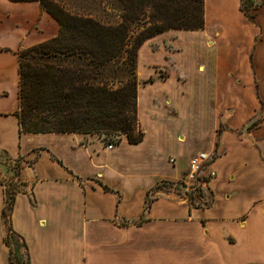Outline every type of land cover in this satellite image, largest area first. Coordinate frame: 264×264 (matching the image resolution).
Returning a JSON list of instances; mask_svg holds the SVG:
<instances>
[{"label": "crops", "instance_id": "0c3cea01", "mask_svg": "<svg viewBox=\"0 0 264 264\" xmlns=\"http://www.w3.org/2000/svg\"><path fill=\"white\" fill-rule=\"evenodd\" d=\"M251 1L255 22L242 0H205L204 28L144 41L145 136L110 150L97 134H20L18 52L57 36L60 23L39 1L0 0V154L21 162L16 174L0 163V264H11L9 228L31 264H264V125L246 131L264 106V0ZM193 35L207 56L192 60ZM195 131L215 158L190 202ZM246 178L252 189L238 191L232 182Z\"/></svg>", "mask_w": 264, "mask_h": 264}, {"label": "trees", "instance_id": "16d2710c", "mask_svg": "<svg viewBox=\"0 0 264 264\" xmlns=\"http://www.w3.org/2000/svg\"><path fill=\"white\" fill-rule=\"evenodd\" d=\"M14 1H39L60 23L57 36L18 52L20 134H106L117 144L123 137L141 142L145 133L138 116V49L167 30L205 26V0H99L104 13H120V21L97 18L93 11L74 12L52 0ZM146 8L151 9L150 25L141 27ZM134 24L143 29L129 46ZM4 240L10 263L23 264L8 235Z\"/></svg>", "mask_w": 264, "mask_h": 264}, {"label": "rangeland", "instance_id": "374dc122", "mask_svg": "<svg viewBox=\"0 0 264 264\" xmlns=\"http://www.w3.org/2000/svg\"><path fill=\"white\" fill-rule=\"evenodd\" d=\"M54 1L57 5L66 8L68 10H72L74 12H79L84 14L85 12L88 11H93V13H95V16H97V18H101V19H106V20H121V15L120 13H109L106 14L103 11V6H98L99 4V0H95V1H90V0H52ZM112 2L115 0H111ZM255 4L251 1V0H242V5L241 8L246 11V15L248 16V18L255 22V16L253 14L254 9H255ZM150 8H146V11L144 13L141 14L140 16V24L141 27L145 26V24L150 25L149 24V20H150ZM135 29L132 30L131 33V37H130V42H129V46H133L134 42H135V38L136 36L140 33V31L143 28H140V25L138 24H134ZM259 39V38H258ZM189 41H191V43H193L195 50L197 51L196 54L192 53L191 57L192 60L193 57H197L196 55H202L207 56V53L204 52V49L201 46V40L197 35H193L189 38ZM190 57V59H191ZM135 75H136V79L139 85V80H138V74H137V57H136V63H135ZM161 73H164L163 75L166 76L168 75V70L165 69V71H163L162 69ZM163 76V77H164ZM256 113H254V115L251 117L250 120L247 121L246 123V131L252 130L256 127L259 126H263L264 125V106L261 104L259 106V108L255 111ZM106 144H109L111 142H116L115 140H111L109 136H107L106 134H102L100 136ZM203 135L201 138V134L198 133L197 131L193 132L192 135H190V139L187 141L188 144H190V142L192 143L193 147H190L188 144L186 146H188V149H191L193 151H195V154L197 152L200 151L201 148L207 146V143H205V140H203ZM194 138V139H191ZM194 154V155H195ZM0 163L4 166H6L8 169L13 171V174H16L20 168L21 162L19 161H10L8 155L6 153H1L0 154ZM232 184H238V186L240 187L239 190L244 191V188L246 187V192H248L250 189H252V185L251 182L246 178V182L245 181H240L238 182L237 180L233 181ZM235 190V191H237ZM15 192V190L12 187H8L7 191H6V208H5V215L3 216V219L5 221L6 226L8 227V222H9V208H10V201L11 198L13 196V193ZM6 235H8V239H9V243L11 245V247L13 248V251L16 255L19 254V258L21 259V262H23V264H29V254L28 251L23 243V241L16 235H14L11 230H7ZM5 235V236H6ZM257 264H261V263H257Z\"/></svg>", "mask_w": 264, "mask_h": 264}, {"label": "built area", "instance_id": "2783aa9c", "mask_svg": "<svg viewBox=\"0 0 264 264\" xmlns=\"http://www.w3.org/2000/svg\"><path fill=\"white\" fill-rule=\"evenodd\" d=\"M117 146V142H111L107 145V147L111 150ZM215 158L214 153L199 151L190 160V169L187 175V178L183 180L184 187L189 194H192L188 201L194 202L195 200H199L201 196L200 191L204 187V183L206 181L207 176L205 175V170L210 162ZM172 162H175V159H171ZM215 172L211 171L209 176H214ZM191 181H194V184H191ZM187 195V194H185Z\"/></svg>", "mask_w": 264, "mask_h": 264}]
</instances>
